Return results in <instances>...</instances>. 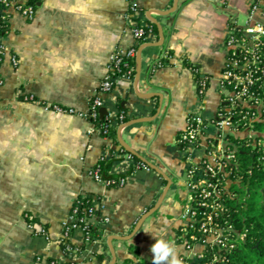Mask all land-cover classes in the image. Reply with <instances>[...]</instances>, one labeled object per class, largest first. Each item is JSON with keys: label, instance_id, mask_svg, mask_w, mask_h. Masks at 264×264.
Listing matches in <instances>:
<instances>
[{"label": "crops", "instance_id": "crops-1", "mask_svg": "<svg viewBox=\"0 0 264 264\" xmlns=\"http://www.w3.org/2000/svg\"><path fill=\"white\" fill-rule=\"evenodd\" d=\"M130 1L41 0L35 19L14 23L8 43L20 56L19 66L15 69L9 61L2 66L0 264L61 259L63 221L80 195L100 199L95 225L102 217L109 219L100 238L85 246L88 264H110L114 255L115 264H123L130 244L138 246L137 258H150L151 247L134 241L133 231L161 200L166 177L153 167L139 169L123 186L108 187L89 173L105 149L123 146L122 142L172 180L154 210L158 217L151 218L148 227L158 226L166 239L175 238L188 179L180 133L189 112L208 117L219 110L229 24L240 23L238 14L247 15L252 0H136L141 17L152 26L142 43L129 28ZM135 45L134 76L117 78L113 90L103 95L107 113L118 112L122 100L127 114L126 122L117 127V144L85 113L113 53ZM185 60L209 80L203 102L195 86L196 72ZM29 94L37 100L23 98ZM194 155L198 160L200 152ZM130 166L119 159L112 172L123 174ZM29 220L47 227V235L34 233ZM73 241L84 243L82 230L75 232Z\"/></svg>", "mask_w": 264, "mask_h": 264}, {"label": "built area", "instance_id": "built-area-1", "mask_svg": "<svg viewBox=\"0 0 264 264\" xmlns=\"http://www.w3.org/2000/svg\"><path fill=\"white\" fill-rule=\"evenodd\" d=\"M40 1L0 0V108L4 107L1 88L5 85V78L2 66L9 61L17 69L20 62L18 52L9 46L8 37L14 32L17 19L33 20L38 16ZM141 13L140 4L131 0L126 17L137 43L144 42L152 31V26L141 17ZM136 54V45L120 47L113 53L108 72L90 101L89 111L85 113L105 137H109L111 126L118 127L126 122L127 114L119 110L116 113L108 112L102 117L100 109L105 102L103 95L113 90L117 78L134 76ZM225 54L219 81V110L208 117L201 111L189 112L179 137L188 159V179L186 201L178 218L174 241L181 250L185 264H239L238 251L246 240L248 228L236 226L227 205L230 176L234 166L239 163L228 135L252 136L255 133L254 121L259 119V110L264 106V0L251 1L244 23L229 24ZM194 70L199 71L198 68ZM195 86L203 102L209 86L208 78L197 79ZM23 98L27 101L37 100L32 94L24 95ZM66 110L75 112L73 108ZM263 141L259 139L257 144L262 146ZM114 151L117 158L131 163L123 174L131 171V175L139 169H152L150 164L136 161L135 155L123 146ZM195 151L200 152L198 160ZM108 155V149H105L101 158ZM89 173L108 187L123 186L130 176L103 178L98 164ZM99 202L100 199L95 195H80L76 198L69 216L63 221L59 239L62 258H52L48 264H88V258L83 254L85 248L79 247L82 244L73 245L74 234L82 230L85 245L100 238L102 228L109 219L102 217L98 225L93 223V218L98 215ZM29 226L36 234L48 233L47 227L33 220ZM152 261L153 253L148 259L143 256L135 259L136 264H152Z\"/></svg>", "mask_w": 264, "mask_h": 264}, {"label": "trees", "instance_id": "trees-1", "mask_svg": "<svg viewBox=\"0 0 264 264\" xmlns=\"http://www.w3.org/2000/svg\"><path fill=\"white\" fill-rule=\"evenodd\" d=\"M184 62L193 70L197 68L188 60ZM160 64L162 62H159ZM196 77L204 78L199 71L196 72ZM118 107L120 111H125L122 100H119ZM259 113V119L254 121L255 133L252 136L228 135L230 145L238 155L239 163L234 166L230 176L227 205L236 226L242 229L248 228L246 240L238 251L239 264H264V144L262 146L257 144L259 139L264 140V106ZM108 135L119 144L116 126L110 127ZM108 153V156L97 162L101 176L110 179L130 175L131 171L126 174L113 173V165L119 158L115 156L112 148L108 149ZM134 158L138 162L148 164L137 156ZM73 245L77 244L73 243ZM85 246L82 244L79 247L83 249ZM129 253L130 256L124 259L123 264H136L135 259L140 253L138 246L130 244Z\"/></svg>", "mask_w": 264, "mask_h": 264}, {"label": "clouds", "instance_id": "clouds-1", "mask_svg": "<svg viewBox=\"0 0 264 264\" xmlns=\"http://www.w3.org/2000/svg\"><path fill=\"white\" fill-rule=\"evenodd\" d=\"M144 231L152 233L155 238V243L151 246L152 264H185L181 250L174 240L166 239V234H161L158 231L154 232L151 229Z\"/></svg>", "mask_w": 264, "mask_h": 264}, {"label": "rangeland", "instance_id": "rangeland-1", "mask_svg": "<svg viewBox=\"0 0 264 264\" xmlns=\"http://www.w3.org/2000/svg\"><path fill=\"white\" fill-rule=\"evenodd\" d=\"M238 21L240 23H244L246 21V15L245 14H238L237 16ZM246 132H243L244 134ZM264 144V141H263ZM184 192H187V189H184ZM159 212L158 211H153L151 212V216L148 217L146 222L142 225V227L136 232V235L134 237V241H140L144 246L151 247L155 243V238L152 233H146L144 230L145 229H151L154 232H159L161 233L162 230L158 228V226H153V227H148V224L150 223L151 218L153 217H158ZM166 238V237H165Z\"/></svg>", "mask_w": 264, "mask_h": 264}, {"label": "water", "instance_id": "water-1", "mask_svg": "<svg viewBox=\"0 0 264 264\" xmlns=\"http://www.w3.org/2000/svg\"><path fill=\"white\" fill-rule=\"evenodd\" d=\"M100 113H101V116L103 117L104 114L107 113V112H106V108H105V107H102V108L100 109ZM122 144H123V146H124L128 151L132 152L135 156H137V157L143 159L142 156H140L137 152H135L133 149H131V148H130L125 142H122ZM151 166H152L155 170H157L158 172H160L162 175H164V176L166 177V179L168 180V184H167V186L165 187V190L163 191L162 198H161V200L159 201V203L156 204V205L152 208V210H151L150 212L148 211L145 215L142 216V218L139 220V222H138L137 225L135 226L134 231H133V234H135V233L140 229L141 225L143 224L144 220L147 218L148 214H150L151 212H153L154 210H156V209L159 207V205H160V204L162 203V201L164 200V198H165L167 192L169 191V189H170V187H171V185H172V180H171L170 178H168V176H167V175H166V174H165V173H164L159 167H157V166L154 165V164H151ZM121 238L129 239L130 236H121ZM110 244H111V243H110ZM115 262H116V256L114 255V260H113V262L110 263V264H115Z\"/></svg>", "mask_w": 264, "mask_h": 264}]
</instances>
